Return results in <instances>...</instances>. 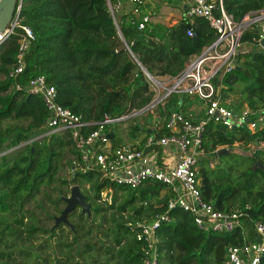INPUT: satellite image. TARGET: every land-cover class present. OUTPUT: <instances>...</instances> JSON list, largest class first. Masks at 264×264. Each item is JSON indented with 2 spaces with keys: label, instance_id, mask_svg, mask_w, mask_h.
<instances>
[{
  "label": "trees",
  "instance_id": "1",
  "mask_svg": "<svg viewBox=\"0 0 264 264\" xmlns=\"http://www.w3.org/2000/svg\"><path fill=\"white\" fill-rule=\"evenodd\" d=\"M109 1L114 7L122 0ZM223 6L239 20L264 9V0H223ZM113 16L107 0H23L19 20L30 28L33 40L24 70L16 78L9 74L16 64L21 30L0 45V264H47L45 254L53 245L61 253L55 258L57 264H72L76 257L75 264H91L90 257L96 264L95 256L101 252L110 255L105 264L114 260L115 264H143V243L137 234L141 226L165 213L169 189L147 180L132 190L102 179L96 170L77 168L81 157L70 132L45 135L49 113L44 101L41 96L29 95L24 87L44 76L55 87L57 102L87 122L130 115L145 109L154 96L141 67L154 77H176L191 57L215 40V33L202 18L192 23L182 20L172 28L155 24L139 30L123 8L114 10ZM191 27L194 37L187 36ZM257 37V31L250 29L242 41L252 42ZM237 65L242 70L235 69L220 79V96L229 100L237 93L235 85L241 84L242 98L231 101L230 106L258 109L264 105V53L257 50L240 57ZM190 99L171 95L165 111L157 110L158 117L164 121L174 109H182L188 117L185 105L192 104ZM7 120L16 123L3 128ZM133 129L140 130L137 126ZM165 134L169 133L161 129L157 135ZM256 142H264V126L251 132L245 126L231 130L209 123L203 143L207 153L199 164V189L203 200L217 210L240 209L250 220L264 223V149L257 150L255 156L232 152L235 144L246 149ZM221 147H228L229 152L217 155ZM61 168H68L69 178L58 177ZM86 184L91 192L88 197L83 194L91 205L89 215L78 206L68 215L70 225L60 223L48 229L24 223L26 205L35 202L55 225L71 186ZM105 191L111 204L106 200L101 203ZM114 209L116 213L106 215ZM124 213H128L127 218ZM169 216L170 221L156 230L159 264H209L210 256L215 264H223L227 248L242 241L239 229L231 234L199 230L192 215L179 208ZM56 230H60L59 235ZM38 231L48 237L34 257ZM18 242L21 247L15 251ZM3 244L11 251L6 252Z\"/></svg>",
  "mask_w": 264,
  "mask_h": 264
},
{
  "label": "built area",
  "instance_id": "2",
  "mask_svg": "<svg viewBox=\"0 0 264 264\" xmlns=\"http://www.w3.org/2000/svg\"><path fill=\"white\" fill-rule=\"evenodd\" d=\"M23 0H18L11 23L0 32V45L16 34L20 29L19 48L16 64L9 76L16 78L25 67V56L33 40L30 28L20 24L19 16ZM146 0H128L133 6L131 21L139 30L146 28L149 15H142L141 8ZM114 10L123 8L118 2ZM139 18V19H138ZM202 18L208 22L215 33V40L190 58L185 69L176 77L159 78L146 75L152 102L145 108L165 111L167 101L173 94L196 99L202 106L203 117L192 120L179 110H172L162 122L156 123L159 129L169 134L158 137L146 135L137 145L113 147L109 136V127L127 121L134 115L120 117L105 116L97 123L84 121L81 116L57 102V92L44 76H38L24 87L29 95L41 96L49 113L46 126L49 132H70L71 139L80 153L81 160L76 167L82 171H98L102 179L132 190L139 189L147 180L164 184L171 196L167 200L165 213L156 216L153 223L141 226L137 240L143 243V264H159L158 237L156 230L163 222H169V212L181 209L192 215L197 228L204 232L231 234L239 229L242 241L227 248L223 264H261L264 256V223L252 221L248 213L240 209L219 211L211 203L203 200L200 185V161L206 156L203 145L206 128L209 123L220 124L227 129L236 130L245 126L254 132L264 126V105L258 109L244 106L235 109L230 101H223L221 81L226 74L235 70L237 59L248 55L252 46L264 53V9L250 12L239 20L229 15L223 6V0H192L185 11V20L192 22ZM255 29L258 37L252 42L243 43L246 31ZM187 36L194 37L193 28L187 30ZM17 90L21 87L18 85ZM143 109V110H145ZM94 130L87 131L89 127ZM235 144L232 152L255 156L257 150L264 149V142L251 143L246 149ZM170 148L175 154L170 160L165 151ZM228 147H221L218 150ZM76 167L73 168L76 169Z\"/></svg>",
  "mask_w": 264,
  "mask_h": 264
},
{
  "label": "rangeland",
  "instance_id": "3",
  "mask_svg": "<svg viewBox=\"0 0 264 264\" xmlns=\"http://www.w3.org/2000/svg\"><path fill=\"white\" fill-rule=\"evenodd\" d=\"M172 1H173L174 4L176 3L175 0H172ZM162 2H164V0H149L150 8H153L152 6H154L155 4L160 5V3H162ZM129 7L130 6L128 4L124 3V8H127L128 9ZM150 8L148 10V14L151 15V18L153 20L166 21V19L168 18V16L162 15L160 10H157L156 13L153 14V13H151V9ZM172 19H175V18H172ZM255 50H257V48H255ZM235 88L238 89L237 90V93L231 96V98L229 99L230 102L231 101H235L236 102L237 100H239V99L242 98V95H241V93L239 91V89H241V84H236L235 85ZM244 106H247V105H244ZM199 107H196L195 108V114H197V115L201 114V109L199 110ZM155 113H157V111L155 109L154 110L145 109V110H143L141 112L140 111H133V113H131V115H135V116L131 117L130 119H128L125 122H122V123H119V124H115L113 126H110L109 127V130L110 131H117L119 134H121L124 131L123 128L125 126H127L128 128L130 127L131 129H132V127H136V126L139 127L140 129H142V128L144 129V127H143V125L141 123L144 122V121H146L148 118H150L151 116H153ZM15 123H16L15 121L7 120V121H5V122L2 123V126H3V128H6L7 126H9L11 124H15ZM121 139L123 140L124 138L122 137ZM58 177H60V178H64V177L69 178L70 177V171L68 170V168L67 169L66 168L65 169L63 168L62 169L61 168V171L59 172V176ZM81 191L87 197H88V195H91V192L89 191V185H87V184L84 185L83 187H81ZM107 194L108 193L106 191L103 193V195H102L103 199H102L101 203H103V201L106 200V201H108L107 202L108 204L109 203L111 204V202H110L111 201V197L107 196ZM69 195H70V193H69ZM121 195L122 194H120V198L118 199V202H120L122 200L121 199V197H122ZM37 203H39V199L37 200ZM103 206L106 207L105 204H103ZM47 207L49 208V205H47ZM111 212L116 213V210L115 209L114 210H109V211H107L105 213H106L107 216H110V213ZM76 213L79 214V211L77 210ZM25 216H26L24 218V223L25 224H27V223H31V224L34 223L38 227L43 226V227H46L48 229L51 228L52 226H54V219H53V221L52 220L49 221L48 218L45 216V214L42 213V211L40 210L39 204H36L35 202L34 203H31L29 205H26V207H25ZM58 216L59 215H56V217H58ZM123 216L125 218H127L128 213H124ZM115 217H116L117 220H119V214H116ZM97 222H100L99 217L97 218ZM56 233L59 235L60 234V230H56ZM37 236H38V238H36L35 243L33 245L34 247H36V251L33 252L34 257L37 254V248L39 250L40 249H43V246H41V245L44 244V239L48 237V235L42 234V232H40V231L37 232ZM98 236H99V238L103 239V236L100 235L99 233H98ZM55 239L56 238H54L53 242L55 241ZM25 246H28V245H25ZM54 246L55 245H53L46 252V254H45V259H47V261H48L47 264H57V262L55 261L56 260L55 258L61 256L60 251H58L57 249H55L56 246L55 247ZM20 247H21V244L18 242V244H17V246L15 248V251H17L18 249H20ZM2 248H4L6 252H10L11 251L4 244L2 245ZM47 254L50 255V257L47 256ZM34 257L31 258L30 260H33ZM95 257H97L96 264H105V262L108 261V259L110 258V255H107V254L101 252L99 255H96ZM76 259H78V258L76 257L74 259V261H76ZM74 261H73L72 264H75ZM18 262H19V260H18ZM39 262L42 263L43 261L42 260H39ZM88 262L91 263V264H93L94 257H90V259L88 260ZM115 263H116V260L112 261L110 264H115ZM209 264H215L214 263V257L213 256H210L209 257Z\"/></svg>",
  "mask_w": 264,
  "mask_h": 264
},
{
  "label": "crops",
  "instance_id": "4",
  "mask_svg": "<svg viewBox=\"0 0 264 264\" xmlns=\"http://www.w3.org/2000/svg\"><path fill=\"white\" fill-rule=\"evenodd\" d=\"M175 2L176 3L174 4L172 0H164V2L160 3V5L155 4L154 6H152L153 8H150L149 0H146L145 4L141 8L142 15H149L148 10L150 8L151 13L153 14H155L157 10H160L162 15L168 16L166 21H157V20H153L151 18V15H149L150 21L147 23L146 27H149L155 24H161L167 28H172L176 26L177 24H179L182 20H185V11L192 4V0H175ZM121 3L123 6V13L126 15H129L130 18L133 17L132 15L133 6L128 2V0H122ZM124 3L128 4L130 7L128 9L124 8ZM172 18H175V19H172ZM246 47L251 51V53L257 51L252 46H246ZM165 77H168V76L159 77V78H165ZM190 100L193 101L191 102L192 104L185 105V107H187L186 111L188 112V117H191L192 120L199 121L203 117V115L202 113L199 115L195 114V108L199 107L200 103L197 100H193V99H190ZM200 109L202 111V106L199 107V110ZM179 111L182 112V109ZM159 119L160 118L158 117V114L155 113L153 116L148 118L146 121L143 120L144 122H142L141 124L143 125L144 129L142 128L138 131H134L133 127L131 129L130 127L128 128L127 126L123 128L124 131L121 134H119L117 131L109 130V134L111 135V138H110L111 144L122 146V145H137L140 142L142 143L146 135L159 133L161 129L156 127V123L157 121H159ZM144 130H148V131L145 133ZM122 137L124 138L123 140L121 139ZM233 153L238 154L240 156H249V154L242 153L239 150H235ZM165 154L170 160H172V156L175 154V150L173 148H170L169 150L167 149L165 151Z\"/></svg>",
  "mask_w": 264,
  "mask_h": 264
},
{
  "label": "water",
  "instance_id": "5",
  "mask_svg": "<svg viewBox=\"0 0 264 264\" xmlns=\"http://www.w3.org/2000/svg\"><path fill=\"white\" fill-rule=\"evenodd\" d=\"M17 5H18V0H0V32H3L6 29V27L11 23ZM109 10L112 14V17L114 18L110 7ZM262 47L264 48V42L262 43ZM141 69L144 72V74L150 75L143 67H141ZM235 69L242 70L237 64ZM246 74L248 75L247 71ZM109 136L111 138L110 134ZM226 153H228V149L226 148H222L217 151V155H222ZM65 203L66 206L61 211L60 215L58 217H55L54 227H57L60 223L70 225L68 221V215L78 206L82 208V212L87 213L88 215L90 213L91 205L87 203L86 197L83 195L79 185L71 186L70 195L67 198H65Z\"/></svg>",
  "mask_w": 264,
  "mask_h": 264
}]
</instances>
